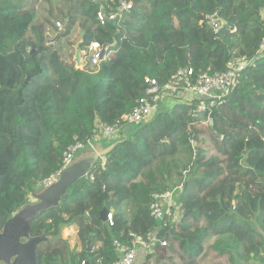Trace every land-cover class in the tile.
Wrapping results in <instances>:
<instances>
[{"label":"trees","instance_id":"16d2710c","mask_svg":"<svg viewBox=\"0 0 264 264\" xmlns=\"http://www.w3.org/2000/svg\"><path fill=\"white\" fill-rule=\"evenodd\" d=\"M119 1L102 6L82 0L87 24L81 26L78 50L93 41L115 48L107 62L80 70L74 69L73 56L64 63L57 49L46 46L37 0H0V59L13 54L16 60L0 64V202L7 206L0 230L29 203L26 198L39 183L61 169L69 146L86 143L98 125H113L129 113L151 80L164 85L184 70L192 79L221 73L232 58L246 57L253 62L222 103L210 105L195 95L183 103L175 98L149 120L123 125L108 145L98 141L111 147L107 155L88 178L70 186L60 207L31 222V235L51 238L38 247L39 264H82L87 258L89 264H112L118 259L114 242L130 244V234L146 241L165 238L166 247L154 249L171 264H208V252L227 264H264V196L253 207L258 229L237 214L248 200L244 192L221 193L216 207L206 200L231 172L239 144L245 147L244 163L256 160L241 167V180L253 170L264 185V56L256 58L264 36V0H127L131 11L117 23L100 25L96 13ZM214 12L223 22L216 33L205 21ZM176 187L179 220L155 221L153 196ZM13 195L18 199L8 200ZM104 209L113 213V226L100 220ZM73 226L80 252L70 251L61 238V231ZM91 235L98 248L88 253Z\"/></svg>","mask_w":264,"mask_h":264},{"label":"built area","instance_id":"2783aa9c","mask_svg":"<svg viewBox=\"0 0 264 264\" xmlns=\"http://www.w3.org/2000/svg\"><path fill=\"white\" fill-rule=\"evenodd\" d=\"M131 9L132 4L129 1L121 0L113 7H108L107 9L101 8L96 13L97 21L100 25H104L106 22L117 23L119 18ZM205 21L215 33L223 25L218 12L206 15ZM262 24L264 28V18ZM112 52L113 50L109 46L104 48L103 45L93 41L80 53L88 59L86 66L97 68L101 63H105L110 59ZM256 55V58L264 56V36L258 45ZM252 62L253 60H248L246 57H234L226 63L225 71L221 73H200L195 79H192V72L184 70L178 71L164 85H159L156 80H151L143 95L136 100L134 107L129 113L122 115L113 125H98L86 143L77 142L69 146L63 154L61 169L49 178L41 181L38 187L43 188L52 185L79 152L94 150L98 141L106 140L109 137L117 135L123 125H136L149 120L155 113L158 105L164 103V99L173 100L185 92L192 93L198 98H201L202 101H208L210 105H213L215 102L222 103L228 96L238 75ZM77 66L81 69L84 68L82 64H76ZM206 107V103H203L199 106V110L204 111ZM88 176L89 174L85 175L86 178ZM90 179L93 180V177L91 176ZM175 209L176 207L171 192L167 191L160 195L156 194L153 196V202L150 205V216L157 222L164 224L166 222L173 223L175 221ZM106 223L109 226H113L112 213L107 214ZM130 237V244H122L119 241L114 242L118 259L112 264H137L136 246L139 247L138 251L142 252H146L156 243L159 244V247L166 246L165 239L160 240L154 236H151L148 241L134 234H130Z\"/></svg>","mask_w":264,"mask_h":264},{"label":"rangeland","instance_id":"374dc122","mask_svg":"<svg viewBox=\"0 0 264 264\" xmlns=\"http://www.w3.org/2000/svg\"><path fill=\"white\" fill-rule=\"evenodd\" d=\"M92 1L94 3L97 2L102 6H104L103 4H107L108 1L110 0H92ZM81 3L82 0H37V3L35 5L36 12L38 13L39 21L43 25L44 30L47 31L48 34L47 36L49 37V40L46 42V46H51L54 47V49H57L58 54L60 56V60L64 63H68L72 59L70 57L73 56L74 57L73 63L76 64L75 60L78 50L77 47L79 44L78 41H80L82 34L81 26H84L83 23L87 24V19L83 16L82 13ZM69 13L71 15L70 18L66 17V15ZM261 18L263 20L264 12L261 13ZM44 20H47L48 24L54 25L56 27V31L58 33L57 35L56 34L52 35V32L51 31L49 32L48 30L49 26L47 22L46 23L44 22ZM60 33L67 34V36H59ZM81 58H82L80 60L81 64L85 67L86 64L88 63V59L84 57L82 54H81ZM15 62L16 60L13 54H9L5 58L0 59V64L5 67L13 65L15 64ZM74 69L81 70V68H79L78 66L76 67L75 65H74ZM117 137L118 135H114L112 137L107 138L106 140H101V141L108 145V143H110L112 139H116ZM82 152L84 151L79 152L76 156H78ZM246 159L247 156L245 152V147L244 145L239 144L235 149V151L233 152V157L231 159V172L228 174L227 177H225L224 179L220 180L215 184L212 190L206 195V200L207 202L213 205L212 207H216L218 205L217 201L221 198V193L226 194L227 192H230L232 189L236 191L244 192L247 195L248 200L244 201V205H242V207H240L239 210H237V214L242 217H245L253 226H255L256 229H258V226L255 224V217L253 216V207H256L260 204V200H258L257 198L264 196V185L261 184L260 181L259 183L256 182V176L252 168L250 170H252L253 173L249 175L247 179L245 178L241 180V173L243 172L242 168L246 169L248 165L253 166L256 164V160L247 161L246 163H244ZM14 187L16 188V186ZM177 188L180 187H176L173 190L169 191L173 195V201L176 207L174 222H177L180 218V209L178 206H176V202L178 200L176 198ZM14 196L15 195L9 197L8 200L18 199V197H14ZM26 199L29 201V203L35 202L32 195H28ZM224 201L225 203H227L226 198ZM6 209L7 206L3 202H0L1 215L4 213V210ZM61 238L67 241L70 251L80 252L82 250V245L78 240L77 231L74 226L64 228L61 231ZM213 239L214 237L211 236V239L208 240L207 242H210ZM97 247L98 244H95L93 247H91L90 253H92L93 250H95ZM136 250L137 251L139 250L138 246H136ZM147 252H150L151 254V257L149 259V264H171L170 260L163 258L161 256L162 253L160 250L150 248ZM147 252L145 258L147 256ZM208 254H210V256L206 260V263H210L211 261H214L213 259L216 258V254H214L213 252H208ZM217 260L218 263L227 264L225 258H217Z\"/></svg>","mask_w":264,"mask_h":264},{"label":"water","instance_id":"95a60500","mask_svg":"<svg viewBox=\"0 0 264 264\" xmlns=\"http://www.w3.org/2000/svg\"><path fill=\"white\" fill-rule=\"evenodd\" d=\"M105 47L108 45H104ZM110 48L114 49L115 45H111ZM76 64L81 65L78 50ZM110 148L98 143L95 150L84 151L76 156L52 185L33 190L32 196L35 202L22 207L4 223L0 230V264H39L38 247L51 238L45 234L32 236L31 222L39 215L60 207L70 186L78 180H83L93 166L107 155ZM107 214L106 209L101 213L100 220L103 223L106 222ZM92 242L91 235L86 242L88 253L91 252ZM89 260L90 258H87L84 264H89Z\"/></svg>","mask_w":264,"mask_h":264},{"label":"crops","instance_id":"0c3cea01","mask_svg":"<svg viewBox=\"0 0 264 264\" xmlns=\"http://www.w3.org/2000/svg\"><path fill=\"white\" fill-rule=\"evenodd\" d=\"M76 66V64H75ZM192 98H194V95L192 93H181L177 99L180 103H183V102H186V101H190ZM173 100L171 99H164V103H171ZM145 253H143L142 251H137V264H141V261L142 263L145 262ZM210 256V255H209ZM214 260V259H213ZM217 262V260H214V261H211L210 263L208 264H215Z\"/></svg>","mask_w":264,"mask_h":264},{"label":"clouds","instance_id":"9594fccd","mask_svg":"<svg viewBox=\"0 0 264 264\" xmlns=\"http://www.w3.org/2000/svg\"><path fill=\"white\" fill-rule=\"evenodd\" d=\"M126 1H127V0H126ZM119 2H120V1H119ZM119 2H118V3H119ZM130 3H131V2H130ZM131 4H132V3H131ZM132 7H133V5H132ZM131 10H132V9H131ZM131 10H130V11H131ZM128 12H129V11H128ZM125 13H127V12H125ZM103 46H104V45H103ZM109 47H110V46H109ZM112 50L114 51V49H112ZM80 57H81V53H80ZM80 59H82V58H80ZM75 61H76V60H75ZM80 63H81V61H80ZM83 69H84V68H83ZM177 97H178V96H177ZM177 97H176V98H177ZM173 100H175V98H174ZM161 106H162V103H161L160 105H158V107H157L156 110H158ZM163 107L167 108V106H163ZM154 114H155V113H154ZM154 114H153V115H154ZM94 150H95V149H94ZM84 151H86V150H84ZM89 151H90V150H89ZM88 174H89V173H88ZM85 178H86V177H85ZM85 178H84V179H85ZM37 189H41V188L38 187ZM37 189H36V190H37ZM108 213H112V212H108ZM112 214H113V213H112ZM105 223H106V222H105ZM106 224H107V223H106ZM164 239H165V238H164ZM161 240H162V239H161ZM165 240H166V239H165ZM166 242H167V241H166ZM155 247H156V248H164V247H159V246H157V243H156L152 248H155ZM147 251H148V250H147ZM147 251H146V252H147ZM143 253H145V252H143ZM147 254H150V252H147ZM145 255H146V254H145ZM141 264H142V263H141Z\"/></svg>","mask_w":264,"mask_h":264}]
</instances>
